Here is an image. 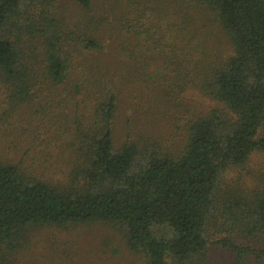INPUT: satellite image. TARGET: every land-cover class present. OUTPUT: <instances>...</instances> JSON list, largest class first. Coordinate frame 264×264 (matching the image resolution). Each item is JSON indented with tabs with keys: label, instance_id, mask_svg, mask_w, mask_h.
Segmentation results:
<instances>
[{
	"label": "trees",
	"instance_id": "16d2710c",
	"mask_svg": "<svg viewBox=\"0 0 264 264\" xmlns=\"http://www.w3.org/2000/svg\"><path fill=\"white\" fill-rule=\"evenodd\" d=\"M264 0H0V264H264Z\"/></svg>",
	"mask_w": 264,
	"mask_h": 264
},
{
	"label": "rangeland",
	"instance_id": "374dc122",
	"mask_svg": "<svg viewBox=\"0 0 264 264\" xmlns=\"http://www.w3.org/2000/svg\"><path fill=\"white\" fill-rule=\"evenodd\" d=\"M244 172L249 176L248 186L256 183V179L264 183V152L258 151L254 153ZM212 257L215 264H231L233 260L228 250L218 247L213 248Z\"/></svg>",
	"mask_w": 264,
	"mask_h": 264
}]
</instances>
